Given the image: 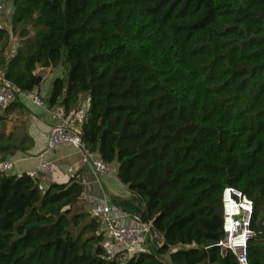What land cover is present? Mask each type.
<instances>
[{"label":"trees","instance_id":"16d2710c","mask_svg":"<svg viewBox=\"0 0 264 264\" xmlns=\"http://www.w3.org/2000/svg\"><path fill=\"white\" fill-rule=\"evenodd\" d=\"M11 3L4 78L32 93L38 67L63 66L47 105L69 116L88 102L85 149L118 164L131 199L114 202L158 235L122 263L129 250L106 246L82 203L81 172L45 190L29 173H0V264H239L217 246L228 187L253 202L247 264H264V0ZM18 97L0 108L3 158L29 149L7 131Z\"/></svg>","mask_w":264,"mask_h":264},{"label":"crops","instance_id":"0c3cea01","mask_svg":"<svg viewBox=\"0 0 264 264\" xmlns=\"http://www.w3.org/2000/svg\"><path fill=\"white\" fill-rule=\"evenodd\" d=\"M3 2L4 0H0V6ZM11 13L12 3L9 0L0 10V25L5 26L7 29L10 28ZM18 42L17 37L13 38V47L6 53L8 57L15 53ZM36 74L41 77V82L39 88L32 93L39 96L41 104L34 102L29 93L23 92L18 97V104L20 105L15 106L8 114V133L15 130L21 136L27 135L29 149L16 151L5 158L0 155V161L10 160L14 163L12 174L26 172L37 178L42 190H45L52 182H67L75 174L81 172L84 188L81 199L85 208L89 211H92L94 199L100 195V189L108 192L112 198L131 199V193L118 178L117 163L109 165L107 173L97 176L92 169V163L99 158L98 154H92L88 151L82 152L71 147H60L55 150L47 148V138L50 130L61 122L56 120L54 116V107L50 108L46 102L50 97L53 81L64 75V68L62 65L55 68L38 67ZM87 107L88 102L86 101L77 111L71 112L66 118V126L81 130ZM44 163L49 164V171L46 174H42L38 170L39 166Z\"/></svg>","mask_w":264,"mask_h":264},{"label":"built area","instance_id":"2783aa9c","mask_svg":"<svg viewBox=\"0 0 264 264\" xmlns=\"http://www.w3.org/2000/svg\"><path fill=\"white\" fill-rule=\"evenodd\" d=\"M2 6H0V10ZM23 92L11 81L4 78L0 71V108L5 109ZM34 102L41 104L37 94L29 92ZM54 116L61 123L53 127L47 138V148L55 150L60 147H71L82 152L87 151L82 140L81 131L66 126V112L62 105L54 107ZM107 165L100 157L92 163V169L98 176L108 172ZM14 163L10 160L0 161V173H10ZM39 172L46 174L49 164H41ZM101 188V187H100ZM223 233L224 237L217 243L222 254L231 251L236 255L239 264H247V242L252 233L249 228L253 212V202L241 192L233 188H226L223 194ZM92 214L102 220V231L107 243L121 246L126 250L142 249L148 234L153 231L152 220L144 221L139 214H132L120 208L111 195L100 189V195L94 199ZM196 246L195 242L190 247Z\"/></svg>","mask_w":264,"mask_h":264},{"label":"rangeland","instance_id":"374dc122","mask_svg":"<svg viewBox=\"0 0 264 264\" xmlns=\"http://www.w3.org/2000/svg\"><path fill=\"white\" fill-rule=\"evenodd\" d=\"M9 0H4V2L2 3V6L3 5H6V3L8 2ZM12 47L13 46H11V48L9 49V50H11L12 49ZM45 88L43 87V90H44ZM131 204L132 205H138V201L136 200V199H132L131 200ZM129 213H134V212H129ZM108 240V239H107ZM161 243V240H159V239H156V243H155V245H153V246H151V251H155L156 250V246H158L159 244ZM106 246H110V247H113V251H115V250H120V249H122V247L121 246H116V245H114V246H111V244H107V242H106ZM138 251H140V249H138V248H134V249H131L130 251H128L129 253H128V256H126V258H125V260H122L123 262L122 263H125L124 261H126L128 258H131L135 253H137ZM167 256H164V259L165 260H167Z\"/></svg>","mask_w":264,"mask_h":264},{"label":"water","instance_id":"95a60500","mask_svg":"<svg viewBox=\"0 0 264 264\" xmlns=\"http://www.w3.org/2000/svg\"><path fill=\"white\" fill-rule=\"evenodd\" d=\"M40 82H41V77L40 76H37L36 84L39 85Z\"/></svg>","mask_w":264,"mask_h":264}]
</instances>
